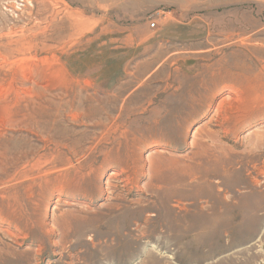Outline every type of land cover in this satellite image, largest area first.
<instances>
[{"label": "rangeland", "instance_id": "rangeland-1", "mask_svg": "<svg viewBox=\"0 0 264 264\" xmlns=\"http://www.w3.org/2000/svg\"><path fill=\"white\" fill-rule=\"evenodd\" d=\"M0 264H264V0H0Z\"/></svg>", "mask_w": 264, "mask_h": 264}, {"label": "built area", "instance_id": "built-area-1", "mask_svg": "<svg viewBox=\"0 0 264 264\" xmlns=\"http://www.w3.org/2000/svg\"><path fill=\"white\" fill-rule=\"evenodd\" d=\"M156 26V23L154 22L153 24H152V27H155Z\"/></svg>", "mask_w": 264, "mask_h": 264}]
</instances>
